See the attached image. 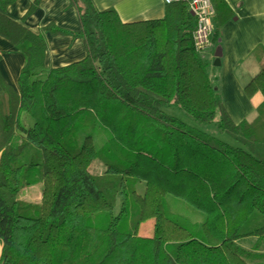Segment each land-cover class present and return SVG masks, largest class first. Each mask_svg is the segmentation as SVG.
<instances>
[{"label":"trees","instance_id":"16d2710c","mask_svg":"<svg viewBox=\"0 0 264 264\" xmlns=\"http://www.w3.org/2000/svg\"><path fill=\"white\" fill-rule=\"evenodd\" d=\"M10 1L0 0V9ZM69 2L85 55L58 67L44 65L40 30L0 12V34L24 56L17 90L0 75V264L259 259L264 97L252 119L231 120L207 62L193 50L194 17L184 1L165 4L159 19L134 22L92 0ZM212 5L215 41L223 20ZM252 76L247 96L264 88V61ZM170 105L187 120L166 112ZM213 122L223 137L202 127ZM97 127L110 135L95 147L93 135L103 132ZM35 182L39 200H19V190ZM167 193L203 218L166 210ZM149 219L151 234L139 235ZM246 238L252 247L240 245Z\"/></svg>","mask_w":264,"mask_h":264},{"label":"crops","instance_id":"0c3cea01","mask_svg":"<svg viewBox=\"0 0 264 264\" xmlns=\"http://www.w3.org/2000/svg\"><path fill=\"white\" fill-rule=\"evenodd\" d=\"M92 1L97 9L112 7L122 22L159 19L165 9L162 0ZM213 2L217 8V18L223 22L218 38L210 42L208 50L202 53V58L208 64V76L219 92L223 107L231 120L234 123L243 119L250 120L264 97V88L252 96H247L243 89L264 61V0ZM69 3V0H11L0 12L34 33L40 30L46 42L44 65L49 68L58 67L85 55L84 41L82 37L75 35L80 29L77 11ZM30 7V12L22 18ZM48 27L61 31H52ZM216 48L220 55L218 63L213 64ZM23 57L11 41L0 34V75L15 90L18 71L24 63ZM32 196L38 201L40 193L34 191ZM149 233L142 231L139 235L148 236ZM262 248L263 245L260 244L254 252L263 255L260 253Z\"/></svg>","mask_w":264,"mask_h":264},{"label":"rangeland","instance_id":"374dc122","mask_svg":"<svg viewBox=\"0 0 264 264\" xmlns=\"http://www.w3.org/2000/svg\"><path fill=\"white\" fill-rule=\"evenodd\" d=\"M164 110L166 112L170 113V115L173 114L175 116H179L182 119L187 120V118H185V116L182 114V112L179 109H177L175 107H171V105H170V107H165ZM22 116L27 117L24 115H22ZM27 119H29V118H27ZM202 127H204V130L208 131L211 134H219L220 133L218 130H216L217 127H216L215 122L208 124L206 126H202ZM98 129L103 130V132L97 136L93 135L95 147L100 146V144L104 141L105 137L108 138L110 135L109 134L110 132L108 130L104 129L103 127H97L96 130H98ZM218 136L223 137L222 134H219ZM226 140H228L229 143H234L229 138H226ZM92 169H93V171H100V167L96 163H93ZM40 188H41L40 182H35V183H32L28 186H24L19 190L18 199L21 201H27L28 203L29 202H35L36 198L34 199L32 194L34 193V191L37 192V194L40 193ZM164 198H165V208H166V210H168L171 213L181 215V216L187 218L189 221H198L203 216L199 211L194 209L189 203L187 204V202H185L181 199L175 198V196H173L171 193H167ZM117 209H118V206L115 207V211H117ZM150 224H151L150 219H149V221L146 220V221L142 222L140 225H138L139 226L138 232L140 233L142 231H146V233H149V227L151 229ZM149 234H151V232ZM253 241L254 240L252 238H246L245 240L240 242V245L243 248L252 247L251 244L253 243ZM262 245H263V248L261 249L260 253H263V255L259 254V255H261V257H259V259L250 260L251 258H248L247 256L244 255V257L246 258V261H248L249 264H264V244H262ZM255 258H258V256H255Z\"/></svg>","mask_w":264,"mask_h":264},{"label":"built area","instance_id":"2783aa9c","mask_svg":"<svg viewBox=\"0 0 264 264\" xmlns=\"http://www.w3.org/2000/svg\"><path fill=\"white\" fill-rule=\"evenodd\" d=\"M179 0H162L164 4ZM187 4V8L194 17V24L190 38L193 50L202 56L210 46L213 30L214 8L211 0H180Z\"/></svg>","mask_w":264,"mask_h":264},{"label":"water","instance_id":"95a60500","mask_svg":"<svg viewBox=\"0 0 264 264\" xmlns=\"http://www.w3.org/2000/svg\"><path fill=\"white\" fill-rule=\"evenodd\" d=\"M218 48H216L215 52H214V63L213 64H217L218 60H219V51H217Z\"/></svg>","mask_w":264,"mask_h":264}]
</instances>
